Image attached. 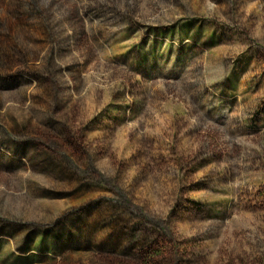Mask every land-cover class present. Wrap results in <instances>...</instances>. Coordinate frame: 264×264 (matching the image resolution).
<instances>
[{"label":"rangeland","instance_id":"obj_1","mask_svg":"<svg viewBox=\"0 0 264 264\" xmlns=\"http://www.w3.org/2000/svg\"><path fill=\"white\" fill-rule=\"evenodd\" d=\"M0 264H264V0H0Z\"/></svg>","mask_w":264,"mask_h":264}]
</instances>
